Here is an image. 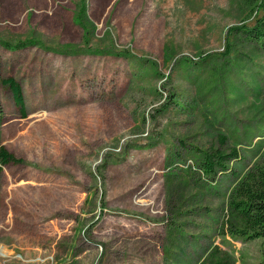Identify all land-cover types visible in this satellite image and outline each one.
<instances>
[{
  "label": "rangeland",
  "instance_id": "obj_1",
  "mask_svg": "<svg viewBox=\"0 0 264 264\" xmlns=\"http://www.w3.org/2000/svg\"><path fill=\"white\" fill-rule=\"evenodd\" d=\"M263 16L264 0H0V76L25 99L0 83V148L23 161L0 179V264H264L229 212L264 150V50L244 32ZM211 149L240 160L207 177Z\"/></svg>",
  "mask_w": 264,
  "mask_h": 264
},
{
  "label": "trees",
  "instance_id": "obj_2",
  "mask_svg": "<svg viewBox=\"0 0 264 264\" xmlns=\"http://www.w3.org/2000/svg\"><path fill=\"white\" fill-rule=\"evenodd\" d=\"M82 21H85L84 23L88 21L84 6L80 15L81 24ZM244 32L248 34L250 40L260 44L261 49L264 50V16L257 21L254 28ZM33 45V42L24 43L13 49H21ZM7 47L9 50L12 49L9 45ZM0 83L10 88L15 103L24 112L25 99L21 84L13 77L2 79L1 76ZM257 159V162L239 179L229 199V212L232 220L240 224V227H234L232 222L231 233L234 236L242 235L251 241L264 239V150ZM234 160H240L237 149L232 150L229 154L221 150L211 149L202 153L200 170L207 177L215 176L218 172L226 173L229 169L228 164ZM22 163V160L17 159L7 149L1 147L0 179L6 167Z\"/></svg>",
  "mask_w": 264,
  "mask_h": 264
}]
</instances>
